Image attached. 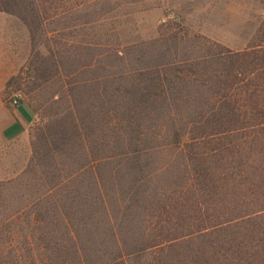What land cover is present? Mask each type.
Wrapping results in <instances>:
<instances>
[{"label":"rangeland","instance_id":"374dc122","mask_svg":"<svg viewBox=\"0 0 264 264\" xmlns=\"http://www.w3.org/2000/svg\"><path fill=\"white\" fill-rule=\"evenodd\" d=\"M55 13L41 15L30 29L19 16L0 11V264H64L67 221L84 237L97 232L88 225L86 203L98 202L100 195L90 192L94 181L81 145L89 146L91 159L112 153L114 145L100 150L101 126L108 120L101 103L107 97L108 105L115 104L120 74L191 57L199 50L198 36L244 49L264 19V0H101ZM15 90L22 91L34 118L26 134L8 140L2 128L16 108ZM76 104L83 138L75 127ZM122 159L97 166L107 199L119 204L115 214L132 248L145 209L152 211L185 172L175 149L143 155L139 170ZM139 176L133 190L143 199L126 210L123 200Z\"/></svg>","mask_w":264,"mask_h":264},{"label":"trees","instance_id":"16d2710c","mask_svg":"<svg viewBox=\"0 0 264 264\" xmlns=\"http://www.w3.org/2000/svg\"><path fill=\"white\" fill-rule=\"evenodd\" d=\"M100 2L0 0V11L19 16L31 29L41 15L53 18L60 9ZM197 38L195 55L124 70L115 104L102 99L108 120L105 130L101 126L100 150L114 145L112 153L91 159L89 146L81 145L94 181L90 192L100 195L98 202L86 203L92 214L88 225L97 232L84 237L67 221L64 264H134L145 258L147 264H264V19L241 50ZM79 109L76 104L75 122ZM75 127L83 138L81 118ZM165 149L179 151L183 181L159 196L152 211L145 209L130 248L127 228L115 214L119 204L107 199L97 165L123 158L139 170L143 155ZM140 180L127 192L124 209L129 203L139 207L143 196L133 189Z\"/></svg>","mask_w":264,"mask_h":264},{"label":"crops","instance_id":"0c3cea01","mask_svg":"<svg viewBox=\"0 0 264 264\" xmlns=\"http://www.w3.org/2000/svg\"><path fill=\"white\" fill-rule=\"evenodd\" d=\"M9 115L12 116V119L8 118L2 128L4 137L8 140H12L19 135L26 134V128L34 118V110L29 104L27 102H22L12 113H9Z\"/></svg>","mask_w":264,"mask_h":264},{"label":"built area","instance_id":"2783aa9c","mask_svg":"<svg viewBox=\"0 0 264 264\" xmlns=\"http://www.w3.org/2000/svg\"><path fill=\"white\" fill-rule=\"evenodd\" d=\"M24 99V95L21 90H15L11 97V104L13 106H19L22 103V100Z\"/></svg>","mask_w":264,"mask_h":264}]
</instances>
